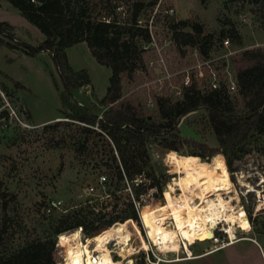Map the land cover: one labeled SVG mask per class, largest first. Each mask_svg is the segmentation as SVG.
<instances>
[{"label":"rangeland","instance_id":"obj_1","mask_svg":"<svg viewBox=\"0 0 264 264\" xmlns=\"http://www.w3.org/2000/svg\"><path fill=\"white\" fill-rule=\"evenodd\" d=\"M116 1L117 11L121 12L118 18L122 19L126 7L121 0ZM155 13L157 19H153ZM147 18L150 41L141 42L137 70L122 78L119 102L128 100L143 114L155 117L159 97L175 100L184 86L195 81L201 90L213 88V83L216 87L223 84L229 97H235L241 107L231 60L244 50L264 48V0H157L153 10L147 9L138 23L144 27ZM171 20L197 24L201 36L210 35L207 55H202L198 47L178 49L168 26ZM0 22L12 25L14 37L31 46L44 39L7 0H0ZM221 33L225 35L222 39ZM226 38L229 44L224 47L222 41ZM65 52L72 70L84 69L89 77L88 85L73 91L71 104L100 116L105 110L99 102L108 86L109 69L96 63L84 43ZM60 91L62 85L48 52L31 57L0 46V112L8 115L0 120V204L8 201L4 211L0 207V227L3 218L11 221L7 231L0 233V252L36 238L53 239V227L62 216H67V222L78 218L85 223L128 217L115 224H120L126 235L123 247L131 252L132 264H264V254L249 238L257 239L264 247V133H252L242 144L219 153L239 195L237 205L247 216V224L237 227L238 242L203 259L184 262L181 260L190 255L180 243V250L166 253L151 245L141 214L163 203V191L178 177L166 162L169 150L165 144L173 143L177 153L186 155L199 153L196 143L217 147L207 112L193 111L180 118L176 138L165 142L150 138L147 157L138 160L143 173L132 180L118 181L110 159L115 152H111L107 136L97 135L101 132L97 126H90L93 132L84 134L82 125L68 117L71 110L62 106ZM212 157L204 162H211ZM227 162H231L229 169ZM103 175L105 181L100 184L98 178ZM137 184L141 191L138 198ZM90 185L94 187L92 193L86 191ZM249 187L253 191L248 192ZM49 207L52 211L47 213ZM134 213L138 222L130 218ZM168 226L173 227L171 221ZM222 229L220 223L213 233L220 243L212 239L197 241L188 246L190 253H204L228 241ZM85 237L79 232V240ZM57 240L60 242L56 237L52 256L55 264H63L65 245L62 243V249ZM105 246L114 261L127 256L118 252L115 240H106ZM176 259L179 262H173Z\"/></svg>","mask_w":264,"mask_h":264},{"label":"trees","instance_id":"obj_2","mask_svg":"<svg viewBox=\"0 0 264 264\" xmlns=\"http://www.w3.org/2000/svg\"><path fill=\"white\" fill-rule=\"evenodd\" d=\"M7 2L17 9L28 24L38 29L44 39L37 46H31L14 37L12 25L0 22V46L31 57L45 51L50 54L62 85L60 91L62 106L71 110L68 117L82 125L81 131L84 134L93 132L90 126H97L101 131L97 135L107 136L112 146L111 152H115L110 159L114 164L118 181L125 178L132 180L141 175L143 170L138 160L147 157L148 140L160 138L165 142L169 138H176L178 121L193 111L207 112L208 123L217 143L215 148H209L204 143L194 144L199 151L194 155L202 161H207L215 154L232 150L245 142L252 133H264V48L244 50L238 56L232 57L236 94L241 97V107L235 97H229L223 84L201 90L193 81L183 87L180 97L175 100L159 97L156 100V115L149 117L132 102L128 100L119 102V99L122 78L137 70L139 51L143 46L141 42L150 41L148 18L144 27L138 22L142 21L141 18L147 9L153 10L157 0H121L126 7V15L122 19L118 18L121 12L117 11L119 6L116 0H38L35 3L30 0H7ZM153 19H157L156 13ZM168 26L172 33V41L178 49L198 47L202 55H207L211 36H201L199 25H188L186 21L174 23L171 20ZM183 27L190 28V31L182 30ZM220 35V39L225 36L224 33ZM79 43L86 45L97 64L110 71L108 86L99 102L105 107L100 118L89 109L73 106L70 102L75 89L89 84L87 72L84 69L73 71L65 52ZM52 80L54 87L59 90L53 75ZM3 118H8L4 111L0 112V120ZM164 147L179 152L171 142ZM230 165L231 162H227L228 169ZM138 186L139 184L135 189L136 198L141 193ZM149 187L157 188V185L149 184ZM7 204L8 201L5 200L0 204L3 211ZM126 218L128 217H112L96 223L93 221L85 223L78 218H75L74 222H67V216H62L53 227V239L36 238L17 248L1 250L0 264H55L52 253L55 238L61 233L80 229V233L92 237L108 232L117 225L115 221H123ZM130 218L138 222L135 213ZM9 225L11 221L3 218L0 233H5ZM127 235L130 238V233ZM57 244L63 249L62 242L57 240Z\"/></svg>","mask_w":264,"mask_h":264},{"label":"bare ground","instance_id":"obj_3","mask_svg":"<svg viewBox=\"0 0 264 264\" xmlns=\"http://www.w3.org/2000/svg\"><path fill=\"white\" fill-rule=\"evenodd\" d=\"M166 162L178 177L163 191V203L141 214L151 245L159 252L166 253L180 250V243L190 255L186 259H191L193 255L188 246L212 239L220 223L222 231L228 236L227 246L233 245L237 241V227L247 224V216L242 207L237 205L239 195L233 188L223 156L215 154L211 162H204L196 155L169 150ZM250 191L253 190L249 187ZM257 194L261 202V195L259 192ZM169 221L172 222V228L168 226ZM78 235L77 229L59 235L60 242L65 245L63 264H132L131 252L123 247L126 235L119 224L108 232L83 240H79ZM102 236H106V239ZM106 240L119 243L118 252L127 256L122 261H114L105 246ZM215 250L216 247H212L210 252Z\"/></svg>","mask_w":264,"mask_h":264},{"label":"built area","instance_id":"obj_4","mask_svg":"<svg viewBox=\"0 0 264 264\" xmlns=\"http://www.w3.org/2000/svg\"><path fill=\"white\" fill-rule=\"evenodd\" d=\"M30 1L35 3V2H37L38 0H30ZM228 44H229V40H228V38H226V39H224V40L222 41V45H223L224 47H227ZM213 80L216 81L215 78H214ZM212 86H213V88H215V87H216V84L213 83ZM232 87H233V86H231V89H232ZM98 118H100V116H98ZM104 181H105V177H104V176H99V178H98V182H99L100 184H102ZM86 191L92 193V192L94 191V187L90 185V186L86 187ZM52 207H55V204L52 203ZM51 210H52V208L49 207V208L46 209V212L49 213ZM78 231L80 232V229H79ZM222 232H223V231H222ZM223 233H224V232H223ZM225 234H226V233H225ZM226 237L228 238L227 234H226ZM212 240H214L215 243H220V242H219L220 239H219L217 236H215V235L213 236ZM221 244H222V245H220V246L217 247L216 249H218V250L221 249L222 247H224L225 245L228 244V241H226V242H222ZM154 247H155V246H154ZM146 252H147V251H146ZM148 262H149V260H148Z\"/></svg>","mask_w":264,"mask_h":264},{"label":"crops","instance_id":"obj_5","mask_svg":"<svg viewBox=\"0 0 264 264\" xmlns=\"http://www.w3.org/2000/svg\"><path fill=\"white\" fill-rule=\"evenodd\" d=\"M258 235H256V237H257ZM250 238V240L252 241V242H254L255 244H256V246H258V248L260 249V251H261V253H263L264 254V247L263 246H261V244H260V242L257 240V239H255V238H252V237H249ZM258 238V237H257ZM244 240V239H243ZM240 241V240H239ZM238 242V241H237ZM236 242V243H237ZM233 245H235V244H233ZM233 245H231V246H233ZM231 246H226V247H224V248H227V247H231ZM218 251V250H217ZM217 251H213V252H210V251H205L204 253H200V254H197V255H193V258H191V259H186L185 258V260H181V261H184V262H189V261H196V260H200V259H203L204 257H206V256H211L212 254H214L215 252H217ZM173 262H175V261H173ZM179 262V261H178Z\"/></svg>","mask_w":264,"mask_h":264}]
</instances>
